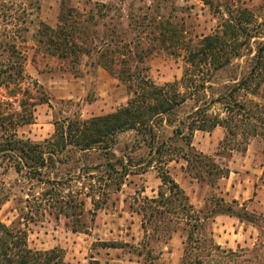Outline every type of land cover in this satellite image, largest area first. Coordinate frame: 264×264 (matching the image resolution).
<instances>
[{"label":"rangeland","instance_id":"rangeland-1","mask_svg":"<svg viewBox=\"0 0 264 264\" xmlns=\"http://www.w3.org/2000/svg\"><path fill=\"white\" fill-rule=\"evenodd\" d=\"M243 8L254 13V24L258 25L259 36L250 45L253 53L215 72L205 89L177 107L173 126L166 121L158 126L160 142L168 140L180 119L207 103L211 96L229 92L232 84L249 70L257 44L264 42V0H0V44L13 43L23 53L28 77L10 88L0 87V99L10 103L8 110L12 113L22 112V100L28 104L47 100L39 101L42 103L35 107L33 123L17 128L20 138L43 142L54 134L56 120L89 119L114 113L127 104L130 94L126 85L98 64V50L105 53L107 66L117 70L146 67L155 84L164 85L182 78L190 48L198 47L204 37L214 34L229 17V10L235 14ZM81 14L86 20L78 29L94 45L86 44L87 54L77 62L72 61L74 56L53 55L51 40ZM159 22L166 23L165 41L158 36ZM80 42L76 40V44ZM127 46L132 53H127ZM140 58L144 62L138 64ZM7 61L6 54L0 56L1 63L6 65ZM34 82L40 87H35ZM222 108V104H215L209 113L224 116ZM225 134L221 126L195 131L192 146L203 156L193 152L196 157L192 166L183 158L168 164L170 174L195 208L208 216L197 234L201 239L195 244L198 250L187 258L185 250L190 251V246L183 223L177 225L167 243L148 239L142 227L140 205L146 197H156L162 184L154 168L129 175L120 191H109L104 207L97 212L91 198L82 195L85 205L68 216L60 211L63 196L53 184L18 174L12 159L0 154V220L12 229L25 230L32 249L62 248L71 264H183L184 259L193 261L200 250L204 255L211 251L210 257H202V264H264V139L253 138L242 153L225 148ZM136 140L135 131L119 134L116 153L147 156L149 149L145 146L132 153ZM168 144L176 151L184 145L170 140ZM82 155L74 149L61 164L60 177L74 175L71 185L75 190L84 182L88 190L92 180L89 171L95 174L96 170L87 168L101 162L95 152L87 158ZM78 156L81 162H77ZM213 164L228 168L229 176L206 175L204 170H210ZM84 165L87 167L83 170ZM63 188L67 200L70 188ZM217 203L223 207H216ZM227 206L246 213L256 223L222 213L227 212ZM103 242L117 247H105ZM211 242L220 247L211 246Z\"/></svg>","mask_w":264,"mask_h":264},{"label":"trees","instance_id":"trees-1","mask_svg":"<svg viewBox=\"0 0 264 264\" xmlns=\"http://www.w3.org/2000/svg\"><path fill=\"white\" fill-rule=\"evenodd\" d=\"M228 14L229 17L214 34L204 37L198 47L188 50L185 61L187 66L182 78L164 85L155 84L147 75L146 67L139 68L137 65L135 68L117 70L113 66H107L104 61L105 53L98 50L96 53L98 64L104 65L111 74L117 75L118 79L126 85L130 94L127 104L114 113L89 119L56 120L54 134L43 142L20 138L17 128L33 123L35 107L47 100L40 99L29 104L22 100V112L12 113L8 110L10 103L0 99V154L8 155L12 159L11 165L18 174L27 176L31 180L46 179V182L53 184L60 196H63L60 211L68 216L72 213L76 214L77 210L85 205L86 201L80 199L82 195L86 194L91 198L94 210L97 212L104 207L109 191H120L129 175L143 173L150 168L156 169L162 184L156 197H146L140 205L142 227L148 239L159 240V242L164 240L167 243L176 232L177 225L183 223L184 231L187 232L186 243L191 251L186 248L187 258L193 250H198L195 244L201 239L197 237V234L208 216L202 215V212L195 208L185 190L172 177L168 169L169 162L183 158L191 165L196 157L193 152L198 156L202 155V152H197L192 146L193 134L198 130L211 131L218 126L225 128L226 134L223 141L225 148L242 153L247 151L253 138L260 136L264 139V42L261 41L256 46L255 54L250 58L249 70L238 82L232 84L229 92L211 96L207 103L197 106V109L188 114L185 119H180L173 130L174 139L170 137L161 142L159 140L158 126L164 121L173 126L172 116L177 107L189 99H194L199 91L205 89L206 83L215 72L227 67L233 60L253 53L250 48L251 41L259 36L258 25L256 27L254 24L256 19L254 13L243 8L236 10L235 14L229 10ZM83 17L84 15L81 14L72 18L68 25L69 29H62L57 34V38L51 40L55 47L51 50L53 55L62 58L74 56L72 61L77 62L81 55L87 54L85 45H94V41H88V36L83 35V31L78 29V25L86 20ZM158 25V36L165 41L166 23L159 22ZM151 34L153 36L154 31ZM76 40H81L80 44H76ZM62 43L68 48L62 47ZM0 45L3 47L0 49V56L4 54L8 56L6 65L0 62V87L10 88L11 85L28 79L25 73L27 59L15 44L1 42ZM132 52L127 46V53ZM143 62V58H140L138 64ZM34 86L37 87L38 82H34ZM215 104L223 105L224 116L220 113H209ZM129 130L137 134L136 147L132 153H136L137 148L145 146L149 149L147 156L137 158L131 154L116 153L115 145L118 135ZM169 140L170 142L182 141L184 145L176 151L172 148V144H168ZM74 149L83 153V158L95 152L101 159L96 166L87 168L98 172V176H95L96 173L89 171L88 177L92 180L88 184V190L85 182L80 189H73L71 183L75 181L74 175L68 178L60 177L61 164L64 163L66 154ZM175 156L177 157L174 158ZM81 161L78 156L77 162ZM197 163L200 162L197 161ZM85 167L87 166L84 165L82 169L84 170ZM204 173L225 178L229 176L230 170L213 164V167L210 170H204ZM83 174L87 175L86 172ZM63 187L70 188L66 195L67 200L63 195ZM216 207L223 206L217 203ZM225 209L227 212L222 211V213L235 215L241 221L256 223L255 220H251L252 217H246V213L236 211L231 206ZM103 245L117 247V244H108V242H103ZM210 245L220 247L214 242ZM203 256L210 257L211 251L208 250L204 255L200 250L193 261L188 263L184 259L183 264H202ZM0 264L71 263L66 261L65 251L62 248L55 247L51 250L30 248L25 230L12 229L0 220Z\"/></svg>","mask_w":264,"mask_h":264}]
</instances>
